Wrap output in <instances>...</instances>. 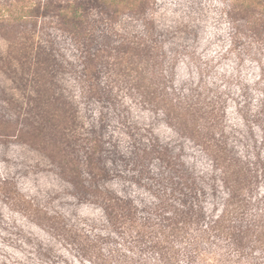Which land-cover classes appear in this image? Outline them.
<instances>
[{
	"label": "rangeland",
	"instance_id": "1",
	"mask_svg": "<svg viewBox=\"0 0 264 264\" xmlns=\"http://www.w3.org/2000/svg\"><path fill=\"white\" fill-rule=\"evenodd\" d=\"M1 205L0 264H264V0H0Z\"/></svg>",
	"mask_w": 264,
	"mask_h": 264
},
{
	"label": "trees",
	"instance_id": "2",
	"mask_svg": "<svg viewBox=\"0 0 264 264\" xmlns=\"http://www.w3.org/2000/svg\"><path fill=\"white\" fill-rule=\"evenodd\" d=\"M71 8H73L72 11H71V13L74 15V13H76V9H74L75 7H71ZM246 8L248 9V6ZM127 130H128V127H126L125 129H123V131H127ZM132 141H134L135 144H143V142H141L142 140H137V139H134V138H131L130 137V140H128V143L129 142H132ZM101 143L103 145V147H101V150H104L105 153L108 152L107 154H111L112 156L118 154L121 157L127 158L131 154V152H132V151H130L131 144L128 145V146H125V149H126V152H125V151L118 150L115 146L109 144L108 142H106L104 140ZM133 147H135V146H133ZM122 153H123V155H122ZM101 171H103V170H101ZM100 175L103 178L107 179V178H109V171L106 170L105 172L100 173ZM123 189H127V190H122V191H124L125 193H127V196L129 198V201H127L126 204H128V202H134V201L137 202L138 200H142V196L145 193L144 191H142L140 189V187H135L133 185L130 186L129 184H127L126 185V188H123ZM10 191H12V190H9V192ZM180 195L181 196H185V195H182V194H180ZM200 195H202V194H200ZM3 209H4V207H3V205H1L0 206V216L3 218L2 220L9 219V216H6L8 214L7 213L5 214L3 212ZM59 217H62V215H59ZM62 253H60V254H62ZM54 257H56V255H53V258Z\"/></svg>",
	"mask_w": 264,
	"mask_h": 264
}]
</instances>
